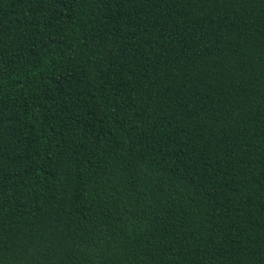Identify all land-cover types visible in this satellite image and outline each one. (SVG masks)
I'll use <instances>...</instances> for the list:
<instances>
[{"label": "trees", "instance_id": "16d2710c", "mask_svg": "<svg viewBox=\"0 0 264 264\" xmlns=\"http://www.w3.org/2000/svg\"><path fill=\"white\" fill-rule=\"evenodd\" d=\"M0 264H264V0H0Z\"/></svg>", "mask_w": 264, "mask_h": 264}]
</instances>
